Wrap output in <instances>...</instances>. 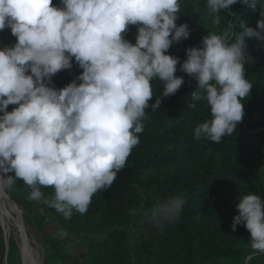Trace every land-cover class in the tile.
<instances>
[{
	"label": "clouds",
	"instance_id": "obj_1",
	"mask_svg": "<svg viewBox=\"0 0 264 264\" xmlns=\"http://www.w3.org/2000/svg\"><path fill=\"white\" fill-rule=\"evenodd\" d=\"M239 2L257 8L261 0H206L214 23L220 12ZM0 0V31L9 28L16 42L0 47V192L23 181L30 200H43L66 219L87 212L92 197L109 189L125 168L144 130L146 110L160 108L161 97L184 83L180 70L195 80L194 101L207 103L211 118L194 129L196 140L220 143L244 116L253 85L246 79L245 37L264 46V9L256 27L203 36L186 59L166 54L187 39V23L176 24L181 0ZM200 13L199 7L193 15ZM136 26L135 43L125 39ZM235 37V38H233ZM82 69L57 89L51 78ZM163 82L153 102L151 81ZM9 105H16L7 111ZM42 187L54 195L46 199ZM231 229L243 225L252 250L264 254V198L238 200ZM185 200L175 195L151 213L155 226L171 223ZM135 214L138 210H131ZM62 235V233H58Z\"/></svg>",
	"mask_w": 264,
	"mask_h": 264
},
{
	"label": "trees",
	"instance_id": "obj_2",
	"mask_svg": "<svg viewBox=\"0 0 264 264\" xmlns=\"http://www.w3.org/2000/svg\"><path fill=\"white\" fill-rule=\"evenodd\" d=\"M52 3L62 6L60 0ZM196 7L200 13L193 15ZM261 9L264 0L255 9L237 2L231 12H220L217 25L206 0H181L176 24L187 23L190 35L174 42L166 54L182 62L187 48L199 47L203 36L220 34L229 23L236 34L255 28ZM135 36L136 26H129L125 39L134 44ZM244 40L249 59L245 75L253 89L242 101L244 116L235 132L220 143L194 138L195 127L211 118L210 110L203 100L188 107L195 80L178 64L175 75L184 83L174 95L161 97L159 109L146 110L140 142L112 186L92 197L86 213L74 211L66 219L57 212L56 224L43 225L48 235L45 255L52 264H251L258 258L246 228L241 224L235 232L231 229L239 199L248 194L264 198V46L254 37ZM15 42L9 28L0 31V47ZM81 71L73 60L71 69L51 78L52 85L63 88ZM151 85L154 102L162 95L163 82L154 79ZM12 109L9 105L7 111ZM41 191L46 199L54 195L51 187ZM175 195L185 200L180 214L155 226L152 211ZM133 209L138 211L133 214ZM58 233L69 235L76 246L64 243ZM78 249L83 261L76 260ZM11 258L15 264L16 255Z\"/></svg>",
	"mask_w": 264,
	"mask_h": 264
},
{
	"label": "rangeland",
	"instance_id": "obj_3",
	"mask_svg": "<svg viewBox=\"0 0 264 264\" xmlns=\"http://www.w3.org/2000/svg\"><path fill=\"white\" fill-rule=\"evenodd\" d=\"M5 192L17 214L23 219L27 237L32 248L40 255L41 264H52V259H49V256L45 255L44 244L48 241V235L46 227L43 225L49 222L56 224L57 211L54 208L48 207L43 200H30L28 197L31 189L27 185H20L17 182L12 189H6ZM60 238L70 247L76 246L77 244L76 241L71 240L69 235L62 234ZM2 239L3 237L0 231V264H2L5 255V248ZM32 248L30 247V257L33 260L34 253L32 252ZM13 255H16L18 258H16L15 264H21L19 252L14 242L10 245L9 254L4 264H10L13 262V259L11 258ZM76 257V260L83 261L84 259V255L79 249L77 250Z\"/></svg>",
	"mask_w": 264,
	"mask_h": 264
},
{
	"label": "bare ground",
	"instance_id": "obj_4",
	"mask_svg": "<svg viewBox=\"0 0 264 264\" xmlns=\"http://www.w3.org/2000/svg\"><path fill=\"white\" fill-rule=\"evenodd\" d=\"M16 107V105H14ZM0 231L3 237L5 255L2 264L8 257L11 243L16 245L21 264H41L40 255L32 248L27 237L23 219L17 214L10 203L5 190L0 192ZM34 253V259L30 257V247Z\"/></svg>",
	"mask_w": 264,
	"mask_h": 264
},
{
	"label": "crops",
	"instance_id": "obj_5",
	"mask_svg": "<svg viewBox=\"0 0 264 264\" xmlns=\"http://www.w3.org/2000/svg\"><path fill=\"white\" fill-rule=\"evenodd\" d=\"M251 264H264V254H260Z\"/></svg>",
	"mask_w": 264,
	"mask_h": 264
},
{
	"label": "built area",
	"instance_id": "obj_6",
	"mask_svg": "<svg viewBox=\"0 0 264 264\" xmlns=\"http://www.w3.org/2000/svg\"><path fill=\"white\" fill-rule=\"evenodd\" d=\"M248 263V260L245 262V264H247Z\"/></svg>",
	"mask_w": 264,
	"mask_h": 264
},
{
	"label": "water",
	"instance_id": "obj_7",
	"mask_svg": "<svg viewBox=\"0 0 264 264\" xmlns=\"http://www.w3.org/2000/svg\"><path fill=\"white\" fill-rule=\"evenodd\" d=\"M13 108H14V105H13Z\"/></svg>",
	"mask_w": 264,
	"mask_h": 264
}]
</instances>
